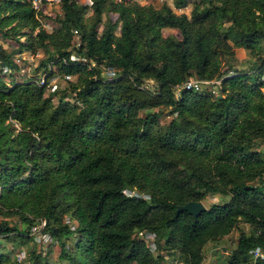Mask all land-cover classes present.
Segmentation results:
<instances>
[{"label":"trees","instance_id":"16d2710c","mask_svg":"<svg viewBox=\"0 0 264 264\" xmlns=\"http://www.w3.org/2000/svg\"><path fill=\"white\" fill-rule=\"evenodd\" d=\"M62 11L48 32L27 0H0V32L24 36L20 51H42L75 99L45 96L52 70L42 85L6 83L3 67L16 66L0 47V243L25 244L44 220L63 250L64 237L78 236L83 264H163V251L203 264L204 247L244 223L226 264H264L249 260L264 252V0H199L190 15L166 3L62 0ZM234 48L252 55L251 71L229 63ZM189 78L221 79L219 95L178 90ZM215 196L197 218L176 213Z\"/></svg>","mask_w":264,"mask_h":264},{"label":"rangeland","instance_id":"374dc122","mask_svg":"<svg viewBox=\"0 0 264 264\" xmlns=\"http://www.w3.org/2000/svg\"><path fill=\"white\" fill-rule=\"evenodd\" d=\"M141 4H151L154 7H160L162 4L166 3L173 8V10L177 13H186L187 15L191 14L194 6L199 2V0H186V5L180 8L174 7V0H137ZM80 2V1H79ZM82 3V1H81ZM62 10H58L56 8H52L49 11V15L47 17H42L41 22L46 31L51 32L59 27V25L54 21L57 16H62ZM90 13V12H89ZM88 13V14H89ZM111 18L116 19L117 15L111 13ZM105 17H103V20ZM101 27L99 28L100 31ZM119 32V28L116 29V33ZM163 33L178 35L176 30L173 29H164ZM25 37H20V41L17 42L11 36H5L2 32H0V47L3 48L6 52H13L12 61L16 66L14 70H7L6 67H3V75L6 83L10 84V81H25L29 79L38 78L41 80L45 78L46 75L52 70L55 75H51L48 78V82L46 83L45 88V96L48 94L52 95V103L56 105L60 99L63 98V101L74 103L75 99L73 98V93L69 92L68 84L63 77L56 74L57 66H42L41 61L45 57V54L42 51H37L35 53L22 49L18 50L19 44L24 43ZM234 57L229 60V63L235 65L240 70L243 71H251L249 60H254L252 55L243 48H234ZM264 58V57H263ZM226 69L228 60L224 59ZM1 64V63H0ZM105 77H112L115 75V71L105 68L103 71ZM264 79V76L261 77ZM76 79L75 76H71L68 81H74ZM149 85H152V81H149ZM56 92V93H55ZM153 111V110H152ZM172 119L171 115H168L167 111L165 115L160 117L159 122L164 128L166 124ZM260 150L264 152V142L260 143ZM228 200V197H225L222 202ZM219 197H207L202 201L203 205L206 208H209L213 203H220ZM7 221L10 225H15L21 232H23L24 236L26 233L25 224L20 221L18 218L14 217H6ZM2 219V216H0ZM69 217L65 216L64 220H68ZM72 227H76V222L72 221ZM243 229L248 232L249 228L247 224L239 223L236 228L232 230V232L224 237L221 240L211 242L204 247V261L203 264H226L227 258L231 253V250L235 247L236 240L238 238L239 230ZM30 231H32L30 229ZM31 239H28L25 244H20L22 239L17 240V243H10L8 241H2L0 244V264H83L82 256L76 248L77 243V235L71 234L63 238L64 242V250L61 247V241L56 238H52L44 242L41 238L38 237L37 234L32 235L30 233L29 236ZM146 241L149 244V247L152 252L155 253L153 249L152 238L153 234H147L144 236ZM32 252L36 254H41L44 256L42 262L35 263L31 258ZM22 254H24L22 256ZM164 257L163 264H182L183 257L178 255L176 252H161ZM255 257L250 256L249 260L253 261ZM134 264V263H132Z\"/></svg>","mask_w":264,"mask_h":264},{"label":"built area","instance_id":"2783aa9c","mask_svg":"<svg viewBox=\"0 0 264 264\" xmlns=\"http://www.w3.org/2000/svg\"><path fill=\"white\" fill-rule=\"evenodd\" d=\"M31 6V8L37 13V14H44L49 15V11L52 8H56L58 10H62V0H27ZM80 1V2H79ZM82 1V3H81ZM80 4H89L90 0H77ZM74 34H77V31L74 30ZM77 46H79V43H76ZM71 59L75 60L77 59L75 56H72ZM105 69V68H104ZM111 69V68H108ZM113 70V69H111ZM114 71V70H113ZM116 75V72H115ZM112 76V77H115ZM71 76H66V79L70 78ZM110 77V78H112ZM110 79L109 77H107ZM39 83L42 85L44 84V78L39 80ZM221 79H213V80H198L196 78H189L185 83H183L182 86L178 88V90L185 89L189 91H201L203 89H206V91H209L212 95L218 96L219 95V87H220ZM128 194V191L126 192ZM133 194H136L135 192ZM137 195V194H136ZM69 222V220H67ZM70 223V222H69ZM45 225V221L41 220L39 223L33 225L31 227L30 233L32 235L37 234L39 238H41L44 242L51 240L52 238L49 236V234L42 231L43 227ZM70 228L73 230L74 228L70 226ZM150 234L146 233L145 235ZM144 235V236H145ZM153 239V238H152ZM153 249H155V245L153 244ZM24 254H22L23 256ZM250 255L256 258L264 259V252L260 249V247H255L250 251Z\"/></svg>","mask_w":264,"mask_h":264},{"label":"water","instance_id":"95a60500","mask_svg":"<svg viewBox=\"0 0 264 264\" xmlns=\"http://www.w3.org/2000/svg\"><path fill=\"white\" fill-rule=\"evenodd\" d=\"M204 210H206V207L203 205L202 201H189L184 205L177 206L176 213L180 211H187L194 218H197L199 214Z\"/></svg>","mask_w":264,"mask_h":264}]
</instances>
